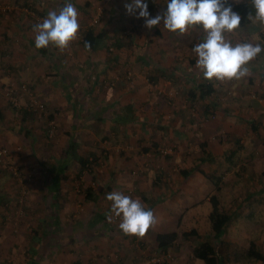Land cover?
Segmentation results:
<instances>
[{
    "label": "crops",
    "instance_id": "obj_1",
    "mask_svg": "<svg viewBox=\"0 0 264 264\" xmlns=\"http://www.w3.org/2000/svg\"><path fill=\"white\" fill-rule=\"evenodd\" d=\"M67 2L79 10L77 39L64 51L37 49L34 25ZM145 2L151 17L167 8V0ZM5 3L12 8L0 10V147L25 185L0 160V245L24 244L28 264H128L158 249L157 232L176 230L181 207L202 201L209 210L215 193L231 214L221 264H264V52L245 78L206 80L193 52L206 38L202 25L181 35L161 20L149 30L139 9L127 12L131 0ZM228 3L242 20L225 39L264 46V24L248 19L252 0ZM86 30L96 35L93 46L83 42ZM20 83L44 111L7 102L3 88ZM164 148L172 151L160 155ZM24 186L25 210L11 233L4 217ZM112 191L140 199L159 222L143 237L125 235L106 199ZM174 242L173 264H198ZM249 244L262 258L237 260L234 252L250 254Z\"/></svg>",
    "mask_w": 264,
    "mask_h": 264
},
{
    "label": "clouds",
    "instance_id": "obj_2",
    "mask_svg": "<svg viewBox=\"0 0 264 264\" xmlns=\"http://www.w3.org/2000/svg\"><path fill=\"white\" fill-rule=\"evenodd\" d=\"M240 3L241 0H233ZM254 16L250 12L248 19L264 24V0H252ZM129 14L144 18V26L149 30L163 20L164 27L171 32L184 34L194 25H202L207 33L203 42L193 47L196 55V67L206 80L215 78L219 81L240 80L249 74L247 65L261 52L264 46L259 43H237L233 46L225 39V32H233L241 26L242 17L234 11L228 0H167V8L154 17L148 11L145 0H131L125 4ZM79 10L67 2L57 13L50 10L41 23L33 27L35 47L47 48L49 44L64 51L70 43L77 39L80 29ZM86 47L90 45L86 42ZM106 199L111 201V213L120 218L119 228L125 235L143 237L158 222L155 211L145 206L140 199H133L120 191L107 193ZM109 221L112 216H108Z\"/></svg>",
    "mask_w": 264,
    "mask_h": 264
},
{
    "label": "trees",
    "instance_id": "obj_3",
    "mask_svg": "<svg viewBox=\"0 0 264 264\" xmlns=\"http://www.w3.org/2000/svg\"><path fill=\"white\" fill-rule=\"evenodd\" d=\"M82 39L84 40V43L87 42L90 46H93V44L97 42L96 35H93L90 30H86L83 33ZM91 160L92 159L89 160L86 157L82 162L85 163L86 161ZM199 172L206 176L201 168L199 169ZM208 200L210 208L207 213V218L209 221L210 235L209 237H203L198 243L191 245V253L193 257L201 259L203 264H221L219 245L225 226L231 219V214L220 205L215 193H211ZM191 236L199 237V232L195 227L186 230L184 229L180 232L177 230L157 232L155 235V241L158 250L166 251L167 249H171L173 251L175 240L179 238H190ZM248 248L250 254H243L240 251H235L234 257L239 261L258 260L262 258V254L257 249H254L252 244H249Z\"/></svg>",
    "mask_w": 264,
    "mask_h": 264
},
{
    "label": "rangeland",
    "instance_id": "obj_4",
    "mask_svg": "<svg viewBox=\"0 0 264 264\" xmlns=\"http://www.w3.org/2000/svg\"><path fill=\"white\" fill-rule=\"evenodd\" d=\"M171 151H172V149H171ZM158 152L160 155L164 154L160 150ZM176 168L177 167L174 166V169L173 168L172 169L176 170ZM14 177L19 178V180L17 179L18 187L20 185H25L24 183H22L23 179L20 180V178L23 177L21 174H19L18 176L16 175ZM20 181H22V182H20ZM26 189H27V187H25V186L22 188V190H21V188H19V190H21V195L18 192L17 196L10 203L11 204L10 210L12 209L13 213L10 214V212H9L7 214V216L4 217V224H6L8 226V230L11 233L16 232L15 230L17 229V226H18L21 218L23 217V210H25V208L23 206L25 204V200H26L25 196L27 193ZM200 199H198V200L200 201ZM183 201L186 202L185 200H183ZM208 206L209 205L207 202L202 203V201H200L199 204L192 206L190 208H187L186 206L184 208L181 207L180 210H182V212L179 215L181 220L179 223H177L173 227L178 232H180L181 230H184L186 227L191 225V226H194L199 232V237H196L198 240L202 239L203 237H209V235H210L209 221L207 218ZM173 214L176 216V213H173ZM25 222L26 221H24V223ZM23 227H25V226H23ZM188 239H189V241H185L183 238L177 239V245L182 243L184 248H186V250L184 252L187 255V258H190L191 257L190 251H191V245H192L191 241L194 238H188ZM0 246H1L0 247V264H28V260L30 258L29 257L30 253L28 252L27 247L24 244L22 245V244H15L13 242H10V245H5L1 242ZM157 252H158V249L156 247L151 248L149 251H147V254L145 257L153 255L154 253H157ZM169 253L172 256V259H170L169 261L163 262L162 264H166V263L173 264V262H174L173 260L175 258V252H174V250L172 251L171 249H169ZM145 257H143V258H145ZM143 258H141V259H143ZM141 259H138V260H141ZM39 260H41V259H39ZM47 261H51V264H54L53 260H51L50 258L47 259ZM196 261L198 264H203L202 260L199 258H197ZM42 263L43 262H39V264H42Z\"/></svg>",
    "mask_w": 264,
    "mask_h": 264
},
{
    "label": "built area",
    "instance_id": "obj_5",
    "mask_svg": "<svg viewBox=\"0 0 264 264\" xmlns=\"http://www.w3.org/2000/svg\"><path fill=\"white\" fill-rule=\"evenodd\" d=\"M12 8L10 3L0 4V10H6ZM93 22H96V17L93 18ZM2 63V54L0 51V68ZM3 94L7 102L17 108H23L27 111L42 112L45 109V105L41 99H39L25 83H20L18 86L7 85L3 88ZM194 110V108H192ZM48 131H53V123L48 124ZM163 153L171 152V148L161 149ZM0 160H3L6 168L14 175H19L20 171L18 166L11 160L10 151L6 147H0ZM172 256L169 253V249L166 251L158 250L157 253L145 257L141 260L133 261L128 264H162L163 262L169 261Z\"/></svg>",
    "mask_w": 264,
    "mask_h": 264
}]
</instances>
